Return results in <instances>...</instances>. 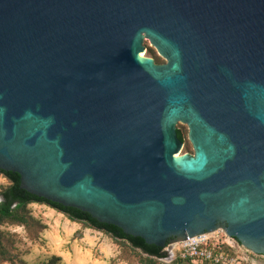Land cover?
Returning <instances> with one entry per match:
<instances>
[{
  "label": "water",
  "instance_id": "obj_1",
  "mask_svg": "<svg viewBox=\"0 0 264 264\" xmlns=\"http://www.w3.org/2000/svg\"><path fill=\"white\" fill-rule=\"evenodd\" d=\"M0 169L168 254L264 255V0H0Z\"/></svg>",
  "mask_w": 264,
  "mask_h": 264
},
{
  "label": "rangeland",
  "instance_id": "obj_2",
  "mask_svg": "<svg viewBox=\"0 0 264 264\" xmlns=\"http://www.w3.org/2000/svg\"><path fill=\"white\" fill-rule=\"evenodd\" d=\"M145 45L147 56L153 57L160 64L167 62L148 39L145 40ZM177 128L181 129L186 138L183 152L193 153L188 125L179 122ZM9 184L8 178L0 173V190ZM2 200L0 194V202ZM28 209L43 227L36 235L24 225H3V231L14 240V248L21 261L17 259L15 263L6 261L2 264H147L144 258L148 255L132 248L129 243L85 227L48 204L31 203ZM178 255L179 249L168 254L160 264H171ZM254 258L258 263L264 264V255L257 254Z\"/></svg>",
  "mask_w": 264,
  "mask_h": 264
},
{
  "label": "trees",
  "instance_id": "obj_3",
  "mask_svg": "<svg viewBox=\"0 0 264 264\" xmlns=\"http://www.w3.org/2000/svg\"><path fill=\"white\" fill-rule=\"evenodd\" d=\"M179 137L186 142V138L178 129ZM0 173L8 178L10 184L0 190L3 200L0 202V264L6 261L16 262L21 261L18 253L14 248V240L7 235L2 229L5 224L24 225L30 232L40 233L42 224L35 220L28 209L31 203H45L64 213L71 220L82 223L85 227L93 228L111 235L116 240H121L129 243L132 248L138 249L148 255L144 258L147 264H160L161 258L167 257L168 252L165 248L155 244H148L142 237L129 235L118 226L100 222L90 213L84 212L75 207L65 206L58 202L50 201L44 197H39L21 187V176L16 172H7L0 169ZM171 264H195L190 259H182L177 256ZM203 264H208L204 262Z\"/></svg>",
  "mask_w": 264,
  "mask_h": 264
},
{
  "label": "built area",
  "instance_id": "obj_4",
  "mask_svg": "<svg viewBox=\"0 0 264 264\" xmlns=\"http://www.w3.org/2000/svg\"><path fill=\"white\" fill-rule=\"evenodd\" d=\"M254 255L257 254L220 228L183 240L178 256L195 264H261Z\"/></svg>",
  "mask_w": 264,
  "mask_h": 264
},
{
  "label": "bare ground",
  "instance_id": "obj_5",
  "mask_svg": "<svg viewBox=\"0 0 264 264\" xmlns=\"http://www.w3.org/2000/svg\"><path fill=\"white\" fill-rule=\"evenodd\" d=\"M145 55V53H142V56H144Z\"/></svg>",
  "mask_w": 264,
  "mask_h": 264
}]
</instances>
